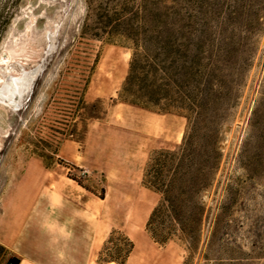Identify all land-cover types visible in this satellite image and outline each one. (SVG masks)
Masks as SVG:
<instances>
[{"label":"rangeland","instance_id":"rangeland-1","mask_svg":"<svg viewBox=\"0 0 264 264\" xmlns=\"http://www.w3.org/2000/svg\"><path fill=\"white\" fill-rule=\"evenodd\" d=\"M258 2L248 66L241 79L224 78L218 174L197 199L203 221L192 238L160 244L147 223L161 195L144 186V172L154 150L182 143L187 120L118 99L131 54L80 42L87 0H0V83L21 66L42 65L20 109L0 103V264L13 256L20 264H106L126 238L134 244L126 264H264Z\"/></svg>","mask_w":264,"mask_h":264},{"label":"trees","instance_id":"trees-1","mask_svg":"<svg viewBox=\"0 0 264 264\" xmlns=\"http://www.w3.org/2000/svg\"><path fill=\"white\" fill-rule=\"evenodd\" d=\"M258 5V0H87L80 42L115 45L131 54L118 99L187 120L182 143L154 150L144 172V186L161 195L147 223L160 244L175 236L192 238L203 221L197 199L218 174L224 78L231 72L241 79L248 66V28L259 20ZM125 240L127 247L108 262L127 263L134 244Z\"/></svg>","mask_w":264,"mask_h":264},{"label":"bare ground","instance_id":"bare-ground-1","mask_svg":"<svg viewBox=\"0 0 264 264\" xmlns=\"http://www.w3.org/2000/svg\"><path fill=\"white\" fill-rule=\"evenodd\" d=\"M53 45H50L48 54L52 51ZM42 68L41 64H36L33 70L21 66L17 74H11L3 78L0 83V103L14 109H20L23 99L32 83L34 75ZM115 264V263H111Z\"/></svg>","mask_w":264,"mask_h":264},{"label":"water","instance_id":"water-1","mask_svg":"<svg viewBox=\"0 0 264 264\" xmlns=\"http://www.w3.org/2000/svg\"><path fill=\"white\" fill-rule=\"evenodd\" d=\"M7 264H20V259L13 256V257H11L9 259V261L7 262Z\"/></svg>","mask_w":264,"mask_h":264},{"label":"crops","instance_id":"crops-1","mask_svg":"<svg viewBox=\"0 0 264 264\" xmlns=\"http://www.w3.org/2000/svg\"><path fill=\"white\" fill-rule=\"evenodd\" d=\"M106 264H111V262H107Z\"/></svg>","mask_w":264,"mask_h":264}]
</instances>
